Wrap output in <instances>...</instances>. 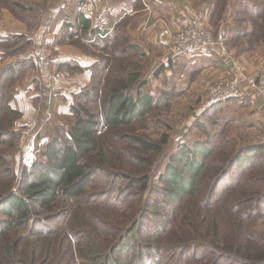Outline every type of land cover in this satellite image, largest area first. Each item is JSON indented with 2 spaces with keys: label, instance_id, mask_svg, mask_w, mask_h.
<instances>
[{
  "label": "trees",
  "instance_id": "1",
  "mask_svg": "<svg viewBox=\"0 0 264 264\" xmlns=\"http://www.w3.org/2000/svg\"><path fill=\"white\" fill-rule=\"evenodd\" d=\"M12 2L18 9L17 14L24 10L21 3ZM15 16L20 18L16 14ZM214 17L209 18L212 20ZM80 23L84 25L81 32L84 42L71 39L72 34L68 32V28L73 27L76 31L80 25L72 24L70 20L65 23L63 41L77 42L82 51L97 58V62L91 67L90 84L74 96L71 106L73 118L68 131L65 133L59 130V136L48 139L39 153L41 159H34L33 164L27 167L31 172L24 167L18 179L7 172L10 181L17 180V184L13 192H7L5 196L0 194L1 258L10 264H25L24 259L32 263L34 260L43 259L55 242L65 243L69 237L85 235L86 220L95 223L98 238L104 237L103 239L108 240V237H116L118 233L112 232L114 228L102 223L103 220L93 216V212L98 207L114 211L125 210L124 206L136 199L138 205L142 204L136 207L141 221L136 224V233L131 241L127 237L132 234L133 228L120 235V243L113 246L119 259L113 264H191L189 260L194 261L193 264H251L244 255L247 251L243 249L239 232L243 230L244 219L248 217L247 210L250 213L260 210L264 203V192L257 199L243 198L248 190L241 188V182L245 174L242 171H253L260 166V150L251 146L233 153L228 148L222 150L220 145H226L223 140L216 144L206 140L193 144L190 148L182 144L179 151L170 157L164 172L159 176L160 186L151 187L153 197L150 194L143 196L148 189L149 179L146 175H138L132 171L137 165L151 167V156L161 153L162 146L161 143L145 138L141 132L145 121L141 119L145 118L148 111L159 107L162 98L168 99L172 93H162L159 98L152 96L144 90L147 82L142 66L135 65L136 70H127L129 51L137 52L136 57H144V53L135 45L129 44L128 38L116 29L91 30L85 33L84 20ZM6 42L14 46L21 44L14 51L16 53L30 44L23 36L11 37ZM27 62L34 67L32 61ZM18 65L19 62L15 61L0 68V113L7 111L11 115L12 127L20 118V113L12 110L7 103L18 79V73L13 74ZM64 67L74 72L81 71L77 67ZM5 88L9 89V96L6 95ZM91 105L97 107L98 112H94ZM1 137L0 132V139ZM162 143H167V137ZM5 160L4 154L0 152V165ZM235 171L239 178L232 174ZM32 173H35V177L28 181L27 178ZM251 173L248 179L253 176ZM250 182L251 180L248 183ZM133 187H138V192L132 191ZM236 193H241V198L235 200L234 209L242 219L234 224V233L230 234L229 240L225 236L221 239L222 246L230 242L229 252L221 253L217 247L214 248L220 244L208 245L194 240V236L190 234L189 242L172 249L156 244L144 248L139 245L145 238L144 233L154 234L149 231V227L154 232L159 231L162 224L171 218L169 215L161 218V214L151 212V208L165 205V209L172 212L175 202L182 203L190 199L195 209L217 210ZM158 195L162 196V200H154ZM112 196L114 203L110 206L96 204L99 199ZM32 204L37 205L47 215L58 212L56 215L47 216L44 221H35L32 218ZM134 207L131 204L130 208ZM193 215L186 218L190 219ZM192 221L197 222L196 215L192 217ZM50 222L57 223V230H51L47 226ZM147 223L150 224L148 228ZM157 224L158 227H155ZM100 228L105 230H99ZM169 228L167 225L165 229ZM25 229H28L27 232L20 234ZM11 232L15 238L12 243L9 241ZM58 233L61 236H57ZM28 241L31 249L29 256H26L23 245L28 244ZM135 245L138 250L133 261L125 263L124 255ZM258 246L264 253V239L259 240ZM83 249L86 250L85 245L80 242V257L84 255Z\"/></svg>",
  "mask_w": 264,
  "mask_h": 264
},
{
  "label": "rangeland",
  "instance_id": "2",
  "mask_svg": "<svg viewBox=\"0 0 264 264\" xmlns=\"http://www.w3.org/2000/svg\"><path fill=\"white\" fill-rule=\"evenodd\" d=\"M12 1L18 2V0H2L0 1V8H7L11 11L18 10L15 5H12ZM197 1L206 5L205 7L209 10L210 16H215L211 20V26L209 25L213 30H218L221 27L227 30L228 37L226 43L231 55L237 56L239 52L251 49L258 54L264 53V0H219L218 4V0ZM77 6L78 4L75 8ZM221 9L223 10L221 11ZM52 10H50V13ZM19 15H22V11L19 12ZM123 23H120L117 32L124 33V37L127 38ZM153 51L159 59L156 62L153 59H147L145 54L144 57L142 55L141 57H136L137 52L129 51V63L126 65L128 71L136 70L137 67L135 65L142 66L143 75L147 82L144 89L145 92L158 98L162 93H172L170 98H162L161 105L148 111L145 118L141 119V121H145V125L141 127V132L145 135V138L153 142L161 143L162 146L161 153L151 156V167L147 168L143 165H137L132 171L138 175H146L149 179L148 189L143 196L150 194V197H153L150 191L151 187L160 186L158 182L159 176L164 172L170 157L179 151V147L182 144L190 148L193 144L206 140L209 142L214 141V144L220 143L223 140L226 145H220L222 150L228 148L233 153L251 146L260 150L258 156L262 162L253 171H242L245 174L241 182L243 185L241 188L248 190V193L243 195V198L257 199L262 196L264 192V120L258 112L250 107L249 102L236 99L207 106L202 100V92L201 95L199 91L197 92L196 85L199 84V81H197L196 76L198 71H192L190 74L185 72L182 67L174 69L168 65L164 66L160 62L163 57L162 48L158 45L153 47ZM97 56H99V52ZM102 56L103 54L101 53ZM35 59L36 55L33 54L31 57L34 63L33 68L37 70ZM165 70L167 71V75L159 74ZM153 77H156V80L163 88L160 93L157 92V89H152L156 93L152 94V90L149 89L151 82H153ZM210 82L213 83L214 81H208L207 83ZM194 84L195 87L191 91H188ZM181 90H186L187 92H181ZM4 91L9 96V89L5 88ZM90 108H94V112H98V108L94 107V105H91ZM15 123L12 127V117L7 111L0 113V132L2 134L0 139V152L6 158L5 162L0 165V194L3 196L7 192L16 190L14 187L17 184V180L11 182L10 177H7V172H10L16 179H18L24 167L28 172H31L24 163L25 157L30 156L33 161L34 159H41L39 153L41 148L47 143L46 141H48L46 138V141L42 142V144L34 142L33 146H27V143L21 142L23 136L21 132L15 130ZM12 130L16 133L12 132ZM165 137H167L166 144L162 143ZM250 173L253 176L248 179ZM232 174L239 178L237 171ZM34 177L35 173H32L31 177H28L27 180H33ZM246 180L247 182L245 183ZM250 180L251 182L253 180V183H248ZM10 182L11 186L8 188ZM138 190V187L132 188V191L135 193ZM113 198L114 196L99 199L96 204L98 206L104 204L110 206L114 203ZM237 198H241V193H236L217 210L204 211L200 208L195 209L190 199L182 203L175 202V209L172 212L167 211L165 205H158L154 209L151 208V212L160 213L161 218L165 217V215H169L171 218L162 224L161 230L155 232L149 227L150 224L147 223L146 228L149 227V231L154 234L148 233L147 235L144 233L145 238L139 245L144 248L156 244L172 249L182 243L189 242L188 234H190L194 236V240L205 244H220V246L216 245L214 248L217 247L221 253L229 252L231 248L230 242L228 241L222 246L221 239L225 236L229 240L230 234L234 233V224L242 219V216L237 212L235 213L234 209V202ZM154 200H162V196L158 195L154 197ZM131 204L135 206L132 209L130 208ZM138 204V201L135 199L124 206L125 210L114 211L109 208L98 207L93 212V216L103 220L102 223L111 225L114 228L112 232L118 233L116 237H108V240L103 239L104 237L102 239L98 238L95 232V223H90L86 220L87 227H85V235H77L73 238L69 237L65 243L55 242L43 259L34 260L33 263L32 261L27 262V259H24L25 264L26 262L27 264H82V262L85 264H113L115 260L119 259L116 257V252H114L115 247L113 246L119 244L120 237L131 228L134 230L127 239L131 241V238L136 233V224L141 221L136 207L138 208L142 204ZM31 209L33 212L32 218L35 221H44L47 216H51L52 214L56 215L58 212L47 215V213H43L34 204H32ZM193 214L197 216V222L192 221ZM190 215L193 216L187 219L186 217ZM247 215L248 217L243 222V230L239 232L243 249L247 251L244 255L251 264H264V253H262L261 248L258 246L259 240L264 239V203L258 212L250 213L247 210ZM0 220H2L1 217ZM167 225L170 227L168 230L165 229ZM47 226L51 230H57L58 228L57 223L47 224ZM97 226L99 228V224ZM155 227H158V224ZM27 230L20 231V234H25ZM99 230L105 229L100 228ZM58 232L61 231L58 229ZM12 234L13 232H11L9 238L11 243L15 240ZM57 236H61V233H58ZM32 240L31 238L30 241ZM30 241H28V244L23 245L26 256L30 254ZM80 242L84 243L86 248V250L83 249L84 255L82 257L78 253ZM121 246L122 244L119 247L121 248ZM233 248L235 247L233 246ZM137 250L138 246L135 245L132 250L124 255V262H132ZM262 254L263 257L261 258ZM189 261L191 264L194 262L192 260ZM0 264L10 263H6L0 255Z\"/></svg>",
  "mask_w": 264,
  "mask_h": 264
},
{
  "label": "crops",
  "instance_id": "3",
  "mask_svg": "<svg viewBox=\"0 0 264 264\" xmlns=\"http://www.w3.org/2000/svg\"><path fill=\"white\" fill-rule=\"evenodd\" d=\"M84 1L18 0L24 6L21 16L16 13L17 11L13 13L7 8L0 9V68L15 61L19 62L18 68L13 72L15 75L18 73V79L13 85V95L7 104L21 114L15 123V130L22 133L21 142L27 143V146H33L34 142L42 144L46 138L47 140L50 137L56 138L59 130L65 133L68 131L73 118L71 106L74 96L86 89L91 81V67L97 62V58L82 51L77 42L63 41L64 26L68 20L80 26L81 20H84L85 33L91 30L118 31L120 23L126 21L123 24L129 44L135 45L146 57L155 62L159 59L153 47L158 46L157 32L160 28L165 26L175 31L191 17L198 18L201 24L211 26L209 10L205 4L197 0H88L93 5L90 18L76 12L75 6ZM52 9H59V15L54 19L51 31L44 35V45L55 62L52 76L45 79L40 78L37 70H34L27 61H32L36 34ZM15 14L20 18L17 19ZM120 34L124 36V33ZM15 36H23L30 41V44L18 53L14 51L18 49L20 43L14 46L6 42ZM20 54L24 56L23 60L18 58ZM232 56L236 66L243 71L249 72L255 68L264 71V53L258 54L251 49ZM169 62L162 65L174 69L182 67L190 74L192 71H198L196 78L199 84L196 86L200 95L204 88L212 83H207L208 81L216 83L227 79L232 71V66L226 65L215 53L185 55ZM64 66L71 69L77 67L81 71H70ZM166 73L165 70L159 74L167 75ZM153 78L149 89H157L160 93L163 88L156 77ZM193 87L195 84L188 91ZM153 90L152 94H156ZM249 105L264 120L259 107Z\"/></svg>",
  "mask_w": 264,
  "mask_h": 264
},
{
  "label": "built area",
  "instance_id": "4",
  "mask_svg": "<svg viewBox=\"0 0 264 264\" xmlns=\"http://www.w3.org/2000/svg\"><path fill=\"white\" fill-rule=\"evenodd\" d=\"M76 11L86 18H90L93 5L88 0L79 2ZM58 13L59 9H53L39 27L32 51V55H36L37 72L40 77L45 79L51 77L55 59L44 46V35L51 31L53 21L58 17ZM68 32L72 34V40L84 42L81 36L82 26H79L76 31L73 27H69ZM227 37V30L223 27L213 30L210 26L201 24V21L196 17L188 18L175 31L164 26L157 32L158 45L164 52L160 62L165 64L180 56L199 53L217 54L226 65L232 66L231 76L212 85H207L202 91L203 102L207 106H211L231 99L244 100L258 106L264 115V71L255 68L246 72L238 68L228 49ZM18 58L23 60L24 56L20 54ZM24 163L30 167L33 164L32 157L26 156Z\"/></svg>",
  "mask_w": 264,
  "mask_h": 264
}]
</instances>
